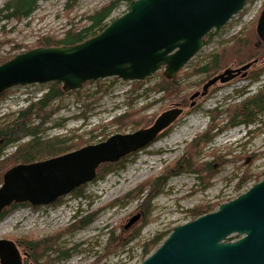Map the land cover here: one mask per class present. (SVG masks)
<instances>
[{
	"label": "rangeland",
	"instance_id": "1",
	"mask_svg": "<svg viewBox=\"0 0 264 264\" xmlns=\"http://www.w3.org/2000/svg\"><path fill=\"white\" fill-rule=\"evenodd\" d=\"M8 1L0 0V62L38 48L44 39L62 40L68 31L88 27V17L113 0H79L74 4L69 3V7L68 0H41L29 18L10 21L4 19L6 13L3 12ZM128 6L129 3L121 2L107 24L124 15ZM263 8L264 0H248L245 8L217 34L207 36L206 45L172 81L167 80L161 70L144 81L127 82L109 78L87 82L79 90L64 93L62 99L55 103L56 106H62L53 117V122L46 125L49 128L46 135L67 136L74 138V142L79 140L78 137L91 140L81 144L80 149L105 142L117 134H131L146 129L168 110L181 107L185 109V113L154 143L117 164L108 165V173L102 175L100 171V176L95 181L62 198L63 200L42 207L26 205L9 213L0 220V240L19 244L22 254L27 255L25 264H30L32 250L25 247V238H29V245L32 247L36 240H44L50 236L56 239L59 231L75 227L56 244L62 253L68 252V256L62 258V253H54L51 256L53 258L60 255L55 264H142L146 258L144 245L160 234L193 221L190 211L198 206H213L212 210L216 211L220 205L236 199L261 182L264 179V115L257 117L255 123L248 128L240 124L225 128L229 117L220 112L240 105L264 88V64L259 63L253 67L245 77H239L228 84H217L206 97L195 100V107H191L193 101L190 98L202 91L211 78L206 74H193V71L210 62L213 54L228 47L231 38L244 36L254 30L257 37L256 29ZM263 58L264 51L258 60ZM235 64L218 71L215 76L226 69L241 67ZM259 70H262L260 76H252L253 72ZM163 80L169 84L177 82L180 92L167 97L164 92L154 89ZM49 85L16 87L0 96V127L10 122L13 114L40 99ZM123 114H135L132 122L140 118L145 124L135 128L134 125L119 127L112 120ZM210 125L216 128L212 135L219 128L224 127V130L195 154L200 165L216 162L213 166L215 175L209 180L210 183L201 180L199 172L195 174L181 171L168 176L173 173L172 168L177 160L186 155L189 144L204 134ZM55 126L57 127L54 128ZM93 136L96 138L91 139ZM15 151L16 148L11 147L7 150L6 157ZM221 156L236 162L219 167L216 158ZM252 160H255L253 164ZM247 169L251 178L238 189ZM152 179H156L162 187L161 192L150 200L151 213L147 225L125 249H117L100 262L112 230L115 229L117 236H131L142 226L141 219L130 229L125 228L134 216L146 211L141 208V204L147 201L152 187L147 185L138 198L129 199L128 196L143 183H152ZM87 218L90 221L87 226L79 228V222ZM49 261L46 253L40 263Z\"/></svg>",
	"mask_w": 264,
	"mask_h": 264
},
{
	"label": "water",
	"instance_id": "2",
	"mask_svg": "<svg viewBox=\"0 0 264 264\" xmlns=\"http://www.w3.org/2000/svg\"><path fill=\"white\" fill-rule=\"evenodd\" d=\"M248 0H134L98 35L76 45L38 47L0 65V95L16 87L61 85L64 93L90 81L118 78L144 81L163 70L172 81L246 6ZM264 44V9L257 25ZM264 58L211 78L190 99L206 97L217 84L245 77ZM184 114L183 108L162 113L150 127L117 134L103 143L33 164H20L4 175L0 215L13 205L55 203L113 164L155 142ZM137 214L125 226L138 223ZM236 236L237 240L228 239ZM0 264H23L13 241L0 240ZM142 264H264V179L216 211L176 227Z\"/></svg>",
	"mask_w": 264,
	"mask_h": 264
},
{
	"label": "trees",
	"instance_id": "3",
	"mask_svg": "<svg viewBox=\"0 0 264 264\" xmlns=\"http://www.w3.org/2000/svg\"><path fill=\"white\" fill-rule=\"evenodd\" d=\"M39 1L41 0H9L3 11L6 13V15H4V19L10 21L29 18L35 11ZM78 1L79 0H68L67 7H69V3L74 4ZM132 1L134 0H113L111 3L88 17V27L79 31L70 30L62 40H55L51 38L44 39L39 44V47L48 48L71 46L82 43L98 35L107 27L108 20L117 10L121 2H127L130 4ZM230 43L231 44L228 47H224L218 53L213 54L211 56L210 62H208L206 65L195 69L193 74H206L207 76H211V78H213L218 71L226 68L232 63L243 66L253 62L254 60L260 59L263 56L264 47L260 43L258 37H256L255 30L253 32L246 33L244 36L239 35L231 38ZM8 60L1 61L0 64L5 63ZM254 74H258L256 76H260L262 74V70L253 72L252 76H255ZM154 89L158 90L159 92H164L167 97L178 94L181 90L177 86V82H172V84H169L166 83L165 80H163L161 84H157ZM63 95L64 92L62 91L61 85L52 83L49 85L47 92L43 94L40 99L36 100V102H31L28 107L18 111L16 114H13L10 122L6 123L5 126L0 127V158H3L2 161H0V187L3 184L4 175L10 169L20 164H33L66 155L77 150V148L80 149L79 146L81 144L83 145V143L91 141L90 139L89 141H86L85 139L78 137L79 140L74 142V138H68L67 136L49 137V135H46L47 131L49 130L46 125H49L51 122H53V117L59 112L62 106L61 104L56 106L55 103L61 100ZM133 113L138 114L139 112ZM220 114H227L229 117V122L225 128H232L237 124L245 126L246 128L250 127L255 123L254 121L257 119V117L264 115V88L257 92L254 96L249 97V99L245 100L240 105L229 107L228 109L221 111ZM133 115L135 114H123L116 119L114 118L112 121L116 125H119V127L124 128L129 125H134L135 128L145 124V121L140 118L132 122V117H134ZM56 127L57 126L54 128ZM215 129L216 128L210 125L204 134L192 141L188 146L186 155L183 158L177 160L174 168H172L173 173H170L168 176L176 175L181 171H188L195 174L199 172L201 174L200 179L205 183H208L209 180L215 175L213 166L216 162L200 165L196 161L195 154L202 150L203 147H206L209 143H211L212 140L224 130V127L221 129L219 128V130L212 135V132ZM95 138L96 136L91 137V139ZM22 142L24 143L22 144ZM11 147H15L16 151L12 155L6 157V152ZM216 159L219 163V167L236 162V160H227L224 156ZM238 159L239 158H237V160ZM254 162L255 160H252L251 164ZM109 167L110 166L108 165H104L99 169V172L102 171V175H104L109 172ZM99 172L98 176H100ZM250 178V173L247 169L243 178L240 180L238 189H241ZM152 180V183L149 181L143 183V185L136 189L133 194L128 196L129 199L138 198L144 193L145 187L147 185L152 187V192L149 191L148 199H146L147 201H143L141 204V208L146 210L143 212V214L141 213V219L143 220L142 226L137 230L136 233H132L131 236H128L130 234L117 236L115 229L112 230L110 232L108 246L105 249L104 255L100 256V262L107 258L110 254H113L117 249H125L128 244L131 243V241L137 238L142 228L147 225L148 216L151 213L150 200L161 192L162 187V184H158L156 179ZM24 206L26 205H13L11 208L6 209L1 213L0 220L5 218L14 210ZM212 207L213 206H198L190 211L192 213L191 216L195 220L203 215L209 214L213 212ZM88 222H90L88 221V218L79 222V228L87 226ZM74 229L75 227H72L59 231L56 235V239L55 237L52 238V236H50V238L44 240H36V244L32 245V247L29 245V238H25V247L30 251L32 250L33 257L30 256V261L34 262V264H38L42 261L44 255L47 253L49 255L50 261L44 264H55L58 262L60 255L54 256V258L51 257L56 252L59 254L62 253V251L56 247V244L62 236L68 234ZM171 232L172 230L165 234H160L156 236L151 242L146 243L143 248L144 256L147 258L153 249L158 244L162 243V241H164ZM235 239L236 237H232L229 239V241H233ZM67 256L68 252L62 253V258H66Z\"/></svg>",
	"mask_w": 264,
	"mask_h": 264
},
{
	"label": "flooded vegetation",
	"instance_id": "4",
	"mask_svg": "<svg viewBox=\"0 0 264 264\" xmlns=\"http://www.w3.org/2000/svg\"><path fill=\"white\" fill-rule=\"evenodd\" d=\"M83 187H84V186H82L81 188H83ZM81 188H80V189H81ZM60 200H63V199H60ZM60 200H59V201H60ZM130 228H131V227H130ZM130 228H129V229H130ZM14 243H16V242H14ZM16 245L18 246V248H19V250H20V252H21V248H20L19 244L16 243ZM21 254H22V252H21ZM24 254H25V253H23L22 255H24ZM23 264H25L24 257H23ZM30 264H34V262H31Z\"/></svg>",
	"mask_w": 264,
	"mask_h": 264
},
{
	"label": "bare ground",
	"instance_id": "5",
	"mask_svg": "<svg viewBox=\"0 0 264 264\" xmlns=\"http://www.w3.org/2000/svg\"><path fill=\"white\" fill-rule=\"evenodd\" d=\"M234 159V158H233Z\"/></svg>",
	"mask_w": 264,
	"mask_h": 264
}]
</instances>
